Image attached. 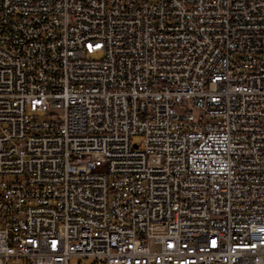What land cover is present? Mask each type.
<instances>
[{
	"label": "built area",
	"instance_id": "2783aa9c",
	"mask_svg": "<svg viewBox=\"0 0 264 264\" xmlns=\"http://www.w3.org/2000/svg\"><path fill=\"white\" fill-rule=\"evenodd\" d=\"M73 258L264 264V0H0V264Z\"/></svg>",
	"mask_w": 264,
	"mask_h": 264
},
{
	"label": "rangeland",
	"instance_id": "374dc122",
	"mask_svg": "<svg viewBox=\"0 0 264 264\" xmlns=\"http://www.w3.org/2000/svg\"><path fill=\"white\" fill-rule=\"evenodd\" d=\"M135 140H138V137H135ZM90 262V260L84 259L81 261V264H89ZM71 264H79V260L77 258H73Z\"/></svg>",
	"mask_w": 264,
	"mask_h": 264
}]
</instances>
